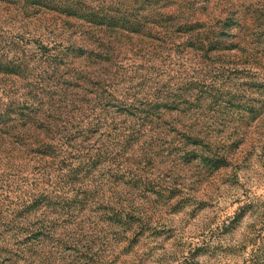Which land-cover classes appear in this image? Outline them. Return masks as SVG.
Listing matches in <instances>:
<instances>
[{
    "label": "rangeland",
    "instance_id": "1",
    "mask_svg": "<svg viewBox=\"0 0 264 264\" xmlns=\"http://www.w3.org/2000/svg\"><path fill=\"white\" fill-rule=\"evenodd\" d=\"M0 27L17 99L90 91L36 157L32 123L0 134V264H264V0H28Z\"/></svg>",
    "mask_w": 264,
    "mask_h": 264
},
{
    "label": "trees",
    "instance_id": "2",
    "mask_svg": "<svg viewBox=\"0 0 264 264\" xmlns=\"http://www.w3.org/2000/svg\"><path fill=\"white\" fill-rule=\"evenodd\" d=\"M20 1H22V3L25 2L26 4L28 3V0H16V1L0 0V4L9 3V2L16 4L17 2ZM18 5H20L19 8L23 10V13L27 14V9L23 6V4L22 5L18 4ZM109 22L111 24V21ZM98 25L101 24L98 23ZM111 26L117 27V23H113V25H109V24L106 25V27H111ZM0 32H2V27H0ZM65 50L66 49L59 50L57 55H53L52 57L47 56L44 58L46 59V61L50 63H54V65L58 66L60 64L61 58L63 57L62 53ZM13 61H5L4 59H0V121L3 122L2 125H0V134H3L6 132V130H9L11 132H15L13 134L16 135V130L24 131L27 127H29L27 125H31L32 123L31 129L29 130L30 132H27V134H30L31 132L33 135L37 134L38 131H36L35 128H38L43 139L41 141H38L40 143H38L39 145L34 152L30 151L29 147L26 145L22 147L23 148L22 152L26 156L36 157L39 155V151L37 152V149L43 150L44 148H48L46 146L45 140L47 138V135L51 132V127L53 129L59 128L57 124L56 125L54 124L55 122L54 120L58 118L62 119L65 113L68 114L73 113L76 110V108L81 107L80 106L81 102L87 103V101L90 100L88 98V93H90V91L89 88L83 89L81 84L82 79H80V77H78L77 74L73 71L74 73H72V75H70L69 72L64 73L67 79L63 83L60 84L53 83L44 88L40 87L39 89L34 87H28L26 90H29L31 95L34 94V98H35L34 100L30 99L31 101H29V99L26 96V93L22 94V96L17 99V97H15L16 92H13V90H15V84H18V88L20 90H24L25 87L19 83V78L21 77L13 72L14 67L20 68L19 65L17 66L15 65L16 60ZM88 61L90 62L91 60ZM24 65H25V69L23 70L24 73L26 71H31L27 69V65H28L27 62ZM50 68L51 67H49V70ZM53 69L54 68H52V70ZM102 69L105 68L103 67ZM87 70L92 71L93 74L100 73L97 72V69L95 68L87 69ZM87 70L84 71V74L87 73ZM80 75L81 74H79V76ZM86 78L88 79L89 77H83V80ZM83 85L89 86L92 85V82L86 81V83ZM55 97H57V99ZM19 100H21L22 102H20ZM46 107L47 110L49 111L47 113L43 111L44 108ZM10 121L14 123H11ZM201 136L206 138L208 134L204 133L203 135L201 134ZM61 140L62 141L64 140L65 142L68 141V139L65 137H62ZM0 142L2 146L6 144L5 141H0ZM35 159L38 161H35ZM32 163L34 165L45 164L43 159L39 161V159L37 158L32 159ZM41 201H43V199H39L36 197L32 201L31 205L33 206L36 203H40ZM54 203L53 205L55 206ZM37 234L38 233H35V238L39 236V234L38 235Z\"/></svg>",
    "mask_w": 264,
    "mask_h": 264
}]
</instances>
